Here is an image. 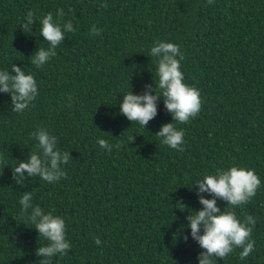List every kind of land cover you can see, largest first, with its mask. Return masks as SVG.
<instances>
[{
    "label": "trees",
    "instance_id": "trees-1",
    "mask_svg": "<svg viewBox=\"0 0 264 264\" xmlns=\"http://www.w3.org/2000/svg\"><path fill=\"white\" fill-rule=\"evenodd\" d=\"M57 9L65 14L60 22L71 20L76 31L36 68L29 57L47 47L39 19L56 17ZM93 25L100 35L89 34ZM160 40L180 46L185 81L200 92L199 113L184 124L173 121L184 130L180 150L156 135L172 122L163 98L147 128L120 113L124 93L146 85L154 93L149 49ZM11 64L34 73L39 94L17 113L10 95L0 93V264L43 259L36 255L38 233L21 214L24 191L65 219L72 248L51 264H197L201 249L184 239L190 229L180 228L189 211L202 207L189 187L233 164L261 178L255 196L233 209L241 220L255 218V243L243 260L236 248L217 264H264V0H0V69L11 71ZM38 128L71 154L65 176L49 183L25 173L18 184L12 168L37 150L31 133ZM98 138L119 146L108 152ZM218 204L223 209L226 202Z\"/></svg>",
    "mask_w": 264,
    "mask_h": 264
},
{
    "label": "clouds",
    "instance_id": "clouds-1",
    "mask_svg": "<svg viewBox=\"0 0 264 264\" xmlns=\"http://www.w3.org/2000/svg\"><path fill=\"white\" fill-rule=\"evenodd\" d=\"M209 3H213V0H209ZM64 15L62 9H57L56 17L49 12L39 19V34L44 37L47 47H38L29 57L30 63L36 68L45 66L56 55V49L64 41L66 34L76 31L71 20L60 22L59 18ZM33 21L34 14L29 10L22 23L27 33L31 32ZM89 34L100 35L101 29L93 25ZM149 56L156 62L157 80H153L154 93L151 85H146L140 93H134L132 89L124 93L119 102L120 113L129 121L147 128L149 122L157 116L158 101L163 98L172 122L161 125L156 135L161 138L162 144L180 150L185 140L184 130L176 124H184L199 113L200 92L185 81L181 68L183 53L177 43L157 41L150 47ZM0 93L10 95L12 111L23 113L39 94L34 73L26 72L16 64H11V71L9 68L0 69ZM31 135L36 140L37 150L30 151L27 159L18 163L16 161L12 168L13 179L18 184H23L27 173V176L39 177L45 182H58L65 176L63 165L68 164L71 154L62 151L57 146V137L45 128H38ZM97 143L108 152L119 146L110 144L104 138H98ZM260 185L261 178L253 169L235 164L211 173L205 172L202 177L198 176L192 182L189 189L195 187L202 207L189 211L186 218L188 223L182 224L180 228H189L190 234H185L184 239L195 240L201 249L196 257L197 264H217L218 259L227 257L236 248L241 249L239 255L242 260L252 253L255 242L251 235L256 220L251 215L241 220L233 209L247 204ZM204 193L211 194V198ZM218 200L226 202L223 209ZM19 204L26 224H31V228L38 233L39 246L36 255L43 258L41 264H51L52 258L67 254L72 245L67 238L63 216L45 211L38 204H34L31 191H24ZM180 205L182 207L178 208L181 210L187 207L184 203ZM41 238L46 243L41 244ZM94 242L99 245L101 240L96 237Z\"/></svg>",
    "mask_w": 264,
    "mask_h": 264
}]
</instances>
